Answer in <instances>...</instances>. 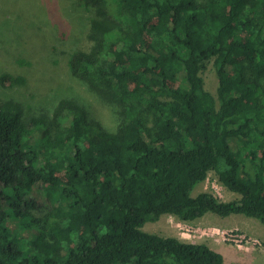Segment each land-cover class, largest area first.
Wrapping results in <instances>:
<instances>
[{"label": "trees", "instance_id": "1", "mask_svg": "<svg viewBox=\"0 0 264 264\" xmlns=\"http://www.w3.org/2000/svg\"><path fill=\"white\" fill-rule=\"evenodd\" d=\"M73 1L87 26L60 52L112 127L66 97L40 116L0 104V264H223L205 244L142 227L208 213L264 225V0ZM26 2L24 33L53 30ZM209 171L240 197L192 196ZM21 217L36 225L25 251L5 229Z\"/></svg>", "mask_w": 264, "mask_h": 264}, {"label": "rangeland", "instance_id": "2", "mask_svg": "<svg viewBox=\"0 0 264 264\" xmlns=\"http://www.w3.org/2000/svg\"><path fill=\"white\" fill-rule=\"evenodd\" d=\"M26 1L0 0V104L12 101L19 104V109L22 107L25 115L40 116L49 115L56 102L66 97L81 103L89 118L112 127L110 107L97 99L86 85L69 77L65 54L60 52L66 48L60 45V40L69 43L76 29L83 31L87 26L88 14L74 5L73 0H37L36 4L41 6L38 15L44 16L46 21L52 20L53 30L44 26L43 32L29 35L30 32L24 33L21 27L25 26L23 16L25 11L34 12L36 8ZM19 6H23L25 11ZM38 19L41 18H33L35 22ZM18 75L24 78V83H13ZM202 77L206 90L215 96L217 78L211 62L202 71ZM13 112L10 110V113ZM45 190L51 189L47 187ZM203 191L226 202L240 197L224 187L214 171H209L205 180L197 184L191 194L195 196ZM40 193V189H36L32 196L43 198ZM46 208L44 206L32 212L39 216ZM10 220L12 223L5 228L10 232L9 239L20 237L19 245L25 251L27 242L33 239L36 225L29 217ZM142 229L208 247L211 241L218 245L215 249L220 250L221 253H218L223 256V264H264V225L242 214L219 217L208 213L190 222L163 215L156 221L145 223ZM230 234H238L239 237L231 240Z\"/></svg>", "mask_w": 264, "mask_h": 264}, {"label": "crops", "instance_id": "3", "mask_svg": "<svg viewBox=\"0 0 264 264\" xmlns=\"http://www.w3.org/2000/svg\"><path fill=\"white\" fill-rule=\"evenodd\" d=\"M210 243H212V244H209L210 246L209 247H211V249H213V250H215V251H217V252H220V250L219 249H215V248H217L218 247V245L217 246H215V244L213 243V242H211V241H209ZM212 246H214V248L212 247ZM221 253V252H220Z\"/></svg>", "mask_w": 264, "mask_h": 264}, {"label": "built area", "instance_id": "4", "mask_svg": "<svg viewBox=\"0 0 264 264\" xmlns=\"http://www.w3.org/2000/svg\"><path fill=\"white\" fill-rule=\"evenodd\" d=\"M184 222V221H183ZM231 240H234L235 238H238V234H230ZM180 238H182V235L180 234Z\"/></svg>", "mask_w": 264, "mask_h": 264}]
</instances>
